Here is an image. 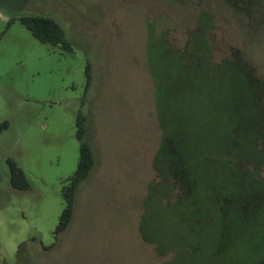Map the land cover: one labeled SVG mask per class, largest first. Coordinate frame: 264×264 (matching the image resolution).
<instances>
[{
    "label": "rangeland",
    "instance_id": "rangeland-1",
    "mask_svg": "<svg viewBox=\"0 0 264 264\" xmlns=\"http://www.w3.org/2000/svg\"><path fill=\"white\" fill-rule=\"evenodd\" d=\"M35 13L63 26L70 51L40 42L17 19L8 24ZM199 14L212 23L215 60L231 53L249 68L252 100L264 105V0H0V264H256L263 240L214 236L202 223L186 250L177 240L195 235L175 219L169 234L164 217L174 209L151 201L166 164L158 153L164 137L213 150L235 114L248 111L229 95L214 97L216 89L241 91L225 72L215 89H191L172 49L154 38L166 30L182 45ZM79 111L96 164L76 192L71 224L55 237L61 189L78 159ZM7 158L24 170L27 189L10 185Z\"/></svg>",
    "mask_w": 264,
    "mask_h": 264
},
{
    "label": "trees",
    "instance_id": "trees-1",
    "mask_svg": "<svg viewBox=\"0 0 264 264\" xmlns=\"http://www.w3.org/2000/svg\"><path fill=\"white\" fill-rule=\"evenodd\" d=\"M14 19L40 42L69 51L72 49L63 26L51 16L36 13L24 15L11 18L8 24ZM194 23V27L186 32L182 45L173 43L165 33L166 30L154 34V38L163 44L165 42L168 49H172L170 55L182 67L184 79L188 82L193 80L189 84L191 89H197L196 86L215 89V76L225 72L233 86H240L241 91L239 93L232 88L231 94H224L216 89L214 97L223 103L228 102L229 95L232 106L245 107L248 111L235 114L231 124L223 130L222 139L216 140L213 150L203 140L164 137L158 153L164 151L166 164L164 173L159 167L156 179L152 182L151 201L162 198L163 210L170 206L174 209L168 211L169 218L164 217L169 234H175V229L169 226L170 219H175L181 231H185L188 236L195 235L191 240H177V244L182 243L186 250L195 245L196 236L203 234L200 227L202 223H209L214 228V236L232 232L230 235L236 234L238 238L249 235L252 237L251 242H264V105H258L252 100L256 89L247 80V76H253L249 68L234 60L231 53L230 56L215 60L209 38L212 25L210 19L206 22L199 14ZM86 77L89 84L92 78L89 63L86 65ZM229 79L224 80L225 87L231 84ZM184 129L188 131L184 132V137H190L192 128L185 124ZM86 131L87 117L79 111L76 115L78 159L74 172L61 189L64 205L54 230L55 237L71 224L76 192L96 164L95 151L86 139ZM193 153L196 156H192ZM213 158L216 164H212ZM6 162L10 185L15 189H27L29 183L24 170L12 158H7ZM254 249L263 252L257 256L256 264H264V251L260 250L261 247Z\"/></svg>",
    "mask_w": 264,
    "mask_h": 264
}]
</instances>
